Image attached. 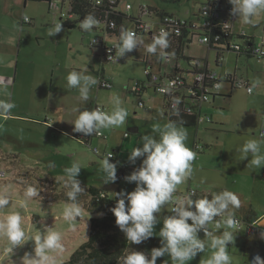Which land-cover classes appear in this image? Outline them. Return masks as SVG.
<instances>
[{"label":"rangeland","instance_id":"obj_1","mask_svg":"<svg viewBox=\"0 0 264 264\" xmlns=\"http://www.w3.org/2000/svg\"><path fill=\"white\" fill-rule=\"evenodd\" d=\"M129 3L133 5L132 13L139 11L140 3H150L170 9L181 17H191L200 6V0H129ZM25 16L29 17V22H25ZM57 22L58 17L46 1L0 0V101L14 105L10 112L0 113V189L10 187L13 193L11 204L0 210V218L9 211L19 212L28 237H34L45 227L59 231L62 248L50 253L55 264L68 259L71 252L86 240L92 216L79 204L82 215L73 226L62 219L64 206L71 202L54 196L67 191L63 182L64 169L74 161L81 164L78 179L85 188L81 194L85 202L89 199L84 195L88 193L89 186L104 191L109 197L111 192H131L136 185L124 178L142 162V158H138L135 164L128 160L131 148L142 146L140 137L144 134L158 137V134L152 133V128L166 123L143 119L139 132L130 131L133 124L129 122L134 120L137 102L130 91L137 79H146L144 60L132 56L138 57L143 49L139 47L126 53L119 63H106L99 57L102 50L91 44L95 31L63 27L59 34L48 37V30ZM208 50L209 65L220 80L216 97H210L212 106L204 105L202 108V113L210 115L212 122L198 127L183 126L188 134L186 144L196 153V159L192 162L191 177L178 187L176 194L183 198L189 189L211 195L227 189L239 196L241 205H251L253 212L264 216V168H252L248 165L251 156L241 159V154L236 151L246 140L261 138L264 60L246 54L237 58L234 51H224L217 63L216 49ZM187 52L201 54L205 52V46L194 43ZM179 62L183 68H189L184 59ZM53 65L56 68L54 76ZM73 70L86 71L97 80L104 70L105 76L112 79L113 88L107 91L93 86L90 102L81 103L78 90L67 88L66 77ZM228 75L248 78L251 83L259 81V84L252 93H248L245 88L231 87L226 79ZM113 94L121 97L122 106L128 111L126 125L103 130L105 137L99 138L102 142L96 146L75 140L72 137L74 124L71 122L78 113L73 109L90 110L95 103H105L111 111L110 98ZM158 96L155 93L152 101ZM45 119H51L58 129L47 124ZM196 144L201 148L196 149ZM95 147L99 148V154L94 151ZM116 149V158L110 162H116L122 170L116 173V182L104 183L99 161L102 153ZM261 149L264 151V145ZM29 186L40 189L41 197L33 198L21 207L23 194ZM171 206L165 205L163 209L170 214ZM164 218L159 217L161 221L154 227L157 234ZM209 227L215 235L222 234L220 230H214L215 222ZM244 233L248 231L245 229ZM153 237L160 239L158 235ZM198 237L206 243L210 239L202 230ZM256 237L255 234L249 236L244 248L234 236L228 244L232 264H251L254 260L252 253L258 249ZM33 248L34 242L28 240L11 252L7 240L0 238V264H23L22 257L33 253ZM212 251L206 247L188 264H207ZM162 259L171 263L167 255Z\"/></svg>","mask_w":264,"mask_h":264},{"label":"clouds","instance_id":"obj_2","mask_svg":"<svg viewBox=\"0 0 264 264\" xmlns=\"http://www.w3.org/2000/svg\"><path fill=\"white\" fill-rule=\"evenodd\" d=\"M229 2L233 6L232 14L238 16L244 24H254V17L264 12V0H229ZM24 20L27 22L29 17L25 16ZM98 25L97 18L93 14H88L80 22L79 27L84 32H92ZM62 30V22H57L48 30L47 35L53 37ZM168 36V32L161 31L146 46V52L156 55L158 49H167ZM141 43L133 31L122 30L118 43L113 46L117 51L116 59L139 48ZM160 55L163 58V52H160ZM66 80L67 88L78 90L81 103L89 100L92 87L98 84L94 75H89L83 70L69 72ZM258 84L259 81H253L248 91L251 93ZM161 91L169 92L170 89L164 88ZM110 102L111 111L107 112L99 109H73L78 113L71 122L74 124L73 132L93 136L103 130L124 127L128 111L122 106L121 97L113 94ZM180 103V98L174 99L173 110L177 117H180L178 108ZM13 106L10 102L0 101V113L10 112ZM152 133L158 134V137L153 134L142 135L140 137L142 146L132 147L129 153L128 160L132 164H135L138 158H142L140 166L124 178L129 183L134 182L135 189L131 192L124 190L111 192L109 198H116L111 212L116 218V225L124 233L129 244H141L158 235L161 246L152 248L150 254L133 249L117 259V264H156L157 259L165 255L169 257L171 264H188L197 253H203L206 247L213 250L207 264H232L228 244L234 240L238 232L235 213L241 207L239 196L224 189L213 193L211 198L193 199L195 193L192 192L177 199L174 194L178 187L192 175V162L196 159V153L186 144L188 134L183 127L182 118L179 122L169 120L162 127L156 125L152 128ZM262 145H264V137L248 139L236 148V151L241 154V159L251 156L248 165L252 168H264ZM112 156L113 153L110 152L99 161L100 171L104 174V183H114L117 180V163L110 162ZM81 169V164L76 161L64 169L66 197L71 203L64 206L62 219L70 226H73L82 215L78 203L79 196L85 191L78 179ZM12 195L10 187L0 189V210L11 204ZM23 195L24 201L21 207H25L29 200L41 197L40 189L33 186L27 187ZM165 205H172L171 214L163 219L162 227L157 234L154 232V227L161 221L159 213ZM214 222L217 230L223 227L222 234L215 235L209 231V225ZM201 230L210 238L209 242L206 243L198 237ZM261 237L264 238V232L261 233ZM0 238L7 240L11 252L28 240L34 242L33 253H26L22 257L23 264H55L50 253L62 248V234L52 230L51 227H45L34 237H28L23 228V218L17 211H9L0 218ZM164 264H167V261H164ZM252 264H264V259L257 255Z\"/></svg>","mask_w":264,"mask_h":264},{"label":"built area","instance_id":"obj_3","mask_svg":"<svg viewBox=\"0 0 264 264\" xmlns=\"http://www.w3.org/2000/svg\"><path fill=\"white\" fill-rule=\"evenodd\" d=\"M111 2H116L117 0H110ZM224 0H207L205 4L201 6L200 10V21L194 24L196 28L194 29V33L190 34L192 39L197 40L198 43L209 45L210 37L207 34V31L211 27H216L217 25L221 26L223 30L231 29L232 23L230 19V14H232V4L226 3L225 7H222V3ZM49 3L50 9L55 13L58 18H71L73 14L71 12L70 7H64L60 0H47ZM99 3V0H97ZM126 9L131 8V4L125 5ZM142 10L146 7L142 5ZM226 14V15H224ZM28 20L27 22H29ZM159 26L156 30V33L159 35L161 31H166L169 35L179 36L181 34V26L186 23V21L182 18H179L175 15L164 14L159 18ZM110 27L115 26L114 21H110ZM103 27L106 29L107 24H103ZM133 31L136 36L141 33H152L153 32V22L139 19L135 29L130 30ZM201 33V34H199ZM232 34V33H231ZM233 36V35H232ZM234 37H237L240 41H235L232 38L228 41V43L223 44V47L226 49H231L232 51H244L248 50V53L253 57L260 59L264 58V12H263V24L261 27V33L257 39L253 40L245 29L239 30ZM215 40L219 39L218 35L214 36ZM92 45L100 44L102 47V57L106 62H119L121 57L116 59L117 51L113 47L115 43L107 44L102 41L100 36H94L91 40ZM188 70L187 71H179L174 74L166 73L161 74L158 72H154L150 69L149 66L145 68L146 80L135 81L132 86V92L137 93L138 90L144 87H152L156 92L162 94L164 96V104L165 107L170 111L173 110V102L175 98H180L181 103L178 105V108L181 109L186 114H194L196 118L195 126L198 127L201 124L209 123L212 121V118L208 114L202 113V106L208 102H210V97L216 95V91L219 86V77L215 72L208 69L207 61L204 58H195L191 57L188 61ZM227 80H229V84L231 87L235 86L238 88L248 89L251 87V82L249 79L244 77L230 76L228 75ZM98 86L103 89H110L113 87V83L110 79L101 74L98 78ZM169 88V92H163L161 89ZM253 92V91H252ZM251 92V93H252ZM144 103L142 100H139L138 106H143ZM102 110L107 112V108L103 103H95L92 105L91 110ZM48 123H52L51 119L45 120ZM259 135L264 137V125H262ZM80 138H84L85 135L80 133ZM98 137H105V134L101 132L96 135ZM196 149L201 148L198 144L195 145ZM95 152H99L98 148H94ZM110 152H104V155H107ZM113 157V156H112ZM197 190L189 189L183 197L188 195L189 193H196ZM177 199L179 196L174 194ZM99 198H105L106 193L100 192ZM171 214V213H170ZM238 221V230L243 231L247 230L248 232H255L257 226L254 222L247 223L236 217Z\"/></svg>","mask_w":264,"mask_h":264},{"label":"trees","instance_id":"obj_4","mask_svg":"<svg viewBox=\"0 0 264 264\" xmlns=\"http://www.w3.org/2000/svg\"><path fill=\"white\" fill-rule=\"evenodd\" d=\"M25 1H33V0H25ZM35 1H46L47 0H35ZM122 0H117L116 2H111L110 0H60L61 4L64 7H70L73 17L71 18H58L59 22H62L63 27L72 29L78 28L80 22L83 20L85 16L88 14H93L99 23L107 24L106 30L111 35H115L116 37L120 36L122 30H127L128 25L132 24L133 29H135L136 24L139 18H135L127 15L120 8V3ZM207 0L200 1V6L198 8L197 13L193 15L196 19H186L182 18L186 21L184 25L181 26V34L179 36H168L169 47L166 49L167 54L171 56H175L178 59H184L187 63L191 57L183 56V49L185 44L189 42L187 38H191L192 33H194V29L196 26L194 24L200 21V10L201 6L205 4ZM158 12V11H156ZM168 15H173L169 13H165ZM161 14L159 16H162ZM180 18V17H179ZM196 20V21H194ZM110 21L115 22L114 27H110ZM232 30L225 29L219 25L216 27H211L207 34L210 37L209 46L211 48H215L217 51L218 60L223 56L222 52L224 51L223 44L228 43V41L232 38ZM218 35L219 39L215 40L214 36ZM228 50V49H227ZM232 51L231 49H229ZM237 56H241L246 54L249 57H253L248 53V50L244 51H234ZM200 59V58H198ZM264 59V58H260ZM258 59V60H260ZM248 79V78H247ZM227 96V95H223ZM169 120L180 121L182 118L183 125H190L187 122H184L183 119L187 117L190 118L191 121H196L194 114H186L179 108L180 117H177L174 114V110H168ZM195 125V123H194ZM80 133L73 132V136L79 139ZM96 136V135H95ZM103 138V137H102ZM90 136H85L84 138H80V140L88 144V140ZM99 150V149H98ZM110 152V151H109ZM100 153V150L98 154ZM113 153V152H112ZM104 156V153H102ZM110 160L114 159L110 157ZM116 163V162H115ZM117 167L119 165L117 164ZM119 171H117L118 173ZM88 193L84 194L85 197H89L86 202L83 200L82 195L78 198V203L81 204L88 212L92 214L88 223V234L86 240L79 244L70 254L69 258L63 262L56 264H117V259L123 256L125 253L134 250L143 251L146 254H150V251L154 247L161 246V240L156 237H151L148 240L142 242L141 244H129L126 240L124 233L119 229V227L115 223V216L111 212V208L115 206L116 198H109L106 193L105 198H99V193L103 192L93 186H89L87 188ZM211 194L206 195L204 192L196 191L195 195L192 197L193 199L208 197L211 198ZM56 199H61L66 202H71L66 197V192H61L55 194ZM170 215V214H168ZM167 215V216H168ZM160 217H164L160 215ZM219 220L220 218H216ZM221 229V228H220ZM219 229V230H220ZM162 257L157 259L156 264H164ZM167 264H171L168 263Z\"/></svg>","mask_w":264,"mask_h":264},{"label":"crops","instance_id":"obj_5","mask_svg":"<svg viewBox=\"0 0 264 264\" xmlns=\"http://www.w3.org/2000/svg\"><path fill=\"white\" fill-rule=\"evenodd\" d=\"M169 1L177 2L180 0H169ZM195 1L198 2L199 0H195ZM200 1H202V0H200ZM127 3L130 4L129 0H122L120 3L119 9L123 10L129 16L153 22V32L152 33H141V34L137 35V39L142 42L140 45V48L143 50H141L140 55L138 57H136V55H135V56H132V58H134V59L140 58V60L143 59L145 62V68L147 66H149L152 71L158 72L161 74H166V73L174 74L175 72H179V71H181V72L187 71L188 69H185L181 66V64L179 62L180 59L176 58L175 56H171V55L167 54L166 49L165 50H159L158 49V53L156 55H152V54H149L146 52V46L153 41V38L155 36H158V34L156 33V30H157L159 23H160L159 18L161 16H159V15L169 13V14H173V15L180 17V18H186V19L191 20V19H196L195 17H193V15L195 13H197V11H195V13L191 17H181V16L177 15L176 13L170 11V9H167L165 7H160V6H157L154 4H150V3H140L139 4V7H140L139 11L132 13L133 5H131L130 9H126L125 5ZM226 3H229V0H224L222 3V7H225ZM142 5L146 6L143 10L141 7ZM156 11H158V12H156ZM224 15H226V14H224ZM145 16H146V18H145ZM229 17H230L231 23H232L231 30H232V35H233L232 39L233 40L240 41V40H238L237 37H234V34H236L241 29H245L246 32L251 37H253V40L257 39L258 36L260 35L261 27L263 24V12H260L256 17H254V20H255L254 24H244L242 22V20L240 18H238V16L233 15V14H230ZM194 21H196V20H194ZM130 25L131 26L128 25L127 30H133L134 26H132V24H130ZM104 29L105 28L103 27V25L101 23H99V25L93 29V31L96 32L95 36H100L102 38V41L106 42L107 44H110L112 42L117 44L119 37H116L115 35H111L110 33H108ZM108 39H110V40L108 41ZM187 40H189V42L185 44V47L183 49V56L195 57V58H204L207 61L208 69L213 71L209 65V60H208V54H209L208 49L211 47L207 44L198 43L197 40H195V39L187 38ZM194 43H197L199 45L201 44V45L205 46V52L201 53V54H195V55L189 54L187 52V49ZM94 46H92V47H94ZM96 46H98L102 50V47L100 44H97ZM94 48H96V47H94ZM224 51H230V50L224 49ZM160 52H163V58H161ZM223 52H222V55H223ZM19 54H20V50H19ZM236 56H237V54H236ZM99 57H100V60H102L103 62H106V61H104V59L102 57V53H101V55H99ZM238 57H240V56H237V58ZM121 59H122V57H121ZM216 61H217V63L219 62L218 57H217V51H216ZM119 62H113V63H119ZM164 62L166 63L165 64L166 69L163 68ZM106 63H108V62H106ZM55 70H56V68L53 65L52 66L53 76L55 75ZM165 70H167V71H165ZM102 71H103L102 74H104L105 71L104 70H102ZM213 72L216 73V71H213ZM104 76H105V74H104ZM107 78L112 81L111 78H109V77H107ZM145 80L144 79H137V81H142V82H144ZM127 87H129V84H127ZM97 88L103 89V88H100L98 86V84L96 86V89ZM112 88L105 89V90L110 91ZM131 90H132V88H131ZM130 93L133 94V96L137 99L136 107H135L136 111H134L135 116L133 117L134 120L129 122V124H133V126L130 127L131 132H139L140 131V129L143 127V121H142L143 119H146V120L150 119L152 121H161V123H165V122L169 121V114L166 110V107L164 104V96L162 94L156 92L152 87H144V88L138 90L137 93H134L132 91H130ZM155 93L159 94V96H158V98L154 99V101H152L151 98H153ZM214 97H216V95L213 96V98ZM139 100H142L144 103V105L141 107L138 106ZM87 102L88 103L90 102V98ZM103 104L106 106L107 111H108V109H109L108 105L105 103H103ZM204 105H205V107L206 106L207 107L212 106V102H208ZM203 106H202V108H203ZM91 109H92V105L90 107V110ZM190 118L191 117H189L187 115V117H185L183 119L184 122H187V124H190V125H183V126H185V127L195 126L194 123L196 124V121L195 120L191 121ZM46 123L51 124L48 122H46ZM262 125H264V123ZM51 126H53L56 130L58 129L57 126L54 125L53 123L51 124ZM72 137L77 141H81L80 139L75 138V136H73V135H72ZM261 137H263V136H261ZM99 138H102V137H98L95 135L90 136V139L88 140L89 141L88 144H85V143L84 144L88 145V146H93L95 144V146H96V144H99L100 142H102L101 140H98ZM112 152L114 153V159H115L116 153L118 152V149L113 150ZM117 170L120 171L122 169L119 166V167H117ZM233 170H235V169H233ZM202 192H204L206 195L209 194L208 192H205V191H202ZM160 215L166 217L168 215L167 209L164 210L162 208L161 212L159 213V217H160ZM235 216L240 218L244 222H247V223L254 222L257 226V229L255 232L244 233L245 230L240 231V232L238 230V232L235 234L236 242L245 248L247 238L249 236H252L255 234L257 236L255 243L258 245V249H256V251L252 253V256L255 258L257 255H259L262 259H264V238L261 237V233L264 232V216H263V214H257L256 212H253L251 209V205H249V206L241 205V207L235 213ZM209 230H213L212 227H209ZM214 230H217V229L214 228ZM220 231L223 232V228H221ZM86 235H85V237H86ZM251 264H252V262H251Z\"/></svg>","mask_w":264,"mask_h":264}]
</instances>
